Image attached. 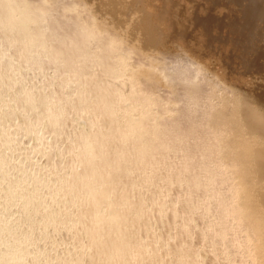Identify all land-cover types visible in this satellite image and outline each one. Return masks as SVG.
I'll use <instances>...</instances> for the list:
<instances>
[{
  "label": "rangeland",
  "instance_id": "rangeland-1",
  "mask_svg": "<svg viewBox=\"0 0 264 264\" xmlns=\"http://www.w3.org/2000/svg\"><path fill=\"white\" fill-rule=\"evenodd\" d=\"M29 1H31L29 4L33 3L29 5L30 7L35 6L33 8L37 10V15L41 9L43 11H40V14L46 12L50 15L46 16L49 17L48 20L43 17L45 15L39 14L43 19L38 21L40 24L43 21L44 29H41L42 24L35 25L37 28L40 27L41 32L47 29L57 30L56 33L61 32L57 35H61V39L63 37L68 39V43L65 38L64 41L69 47L70 42L73 44L71 37L84 27V31L81 30L82 36H85L90 28V35L93 37L88 34L89 40L87 42L84 40L88 45L84 44L83 48V37L81 34H76L79 38L82 37L81 46L80 43L77 44L82 47L83 56L85 53L87 55L84 56L86 58L82 57L84 61L81 60V53L77 49V52L74 51L78 47L73 44L74 53H71L73 47L69 48V53L72 54L69 55V59L61 53L60 60L63 61L56 59V63H51L53 57L48 58L50 48L59 42L57 35L53 36V32L52 34L47 30L46 34L45 32L42 34L39 29H34L35 33L38 31L43 37L46 36L45 39L50 34L53 41V38H56V42H52L54 45H50L51 38L47 39L49 42L45 40L51 47L44 46V40L38 41L39 38H35V43L33 41L30 48L33 45L35 48L38 47L37 51H39L44 47L39 51V55L46 48H48L46 51L50 49L48 53L43 51L48 56L42 52L43 57H41L37 56V53L33 55L37 52L34 51L35 48H32V52L34 51L32 54L28 50L30 48L27 49L28 54L26 51L23 52L22 48L26 45L21 46V44L26 41L24 36L27 33L22 32L21 38L15 36L16 30L19 34L23 28L17 27L12 35L13 31L4 32L2 29L4 25L1 24L3 27L0 25V32L6 34L4 37L0 33L4 40H1L0 36V51L7 52L8 57H12H9L12 61L8 60V57H6L8 61L3 58L2 60L5 59V62L2 61L3 64L6 62L9 64L11 61L12 65L17 64L22 67V70H18L19 73L15 68L14 71L17 73L13 69H9L10 73L5 71L4 73L8 75L7 79L0 80V104L6 109L3 107L0 109V264H88V260L91 263L90 256L94 253L95 247L88 246V234L79 228L83 219L76 214L77 209H81L83 204L72 202L71 195H63L59 189L62 187L60 181L70 175L68 172L74 171L76 166V170H82L81 162L78 164L79 161L73 159L79 151L77 147L75 148V143L78 142L81 134L89 133L95 128L91 127V124L96 122L93 114L98 115L100 119L103 116L97 114L95 107L89 103L90 99L95 100L94 97L99 94L106 95L105 103L114 106L116 104L114 116L119 119L118 122L126 121L128 115L137 118H140L139 116L143 118L145 115L143 120L146 121L144 124L147 130L161 132L162 143L156 144L153 153L157 159L155 169L152 170L150 166L145 169L141 167L138 171L132 170V174L126 173L131 185L134 183L131 187L134 188L132 189L135 193L134 200L137 204L142 203L144 212L141 214L145 217L144 222L141 220L137 222L139 218L137 214L133 212L128 214L126 221L130 224L127 225L129 226L127 231L135 238L138 235L142 236L137 239L132 238L143 239L142 245L146 246V253L155 254L152 258L151 256L148 258L151 261L148 259L146 261L145 257L133 259L132 262L159 264L169 260L168 264H264V230L258 235L249 231L246 220H243L244 214L236 212L241 205L243 208L245 205L255 203L253 206L259 205L261 213L264 214V172L260 170L264 163V139L263 135L249 126V120L245 116L250 108L256 109L263 117L264 123V19L254 16L248 18L245 9H248L250 0H79L80 5L79 1L75 0V6L71 5L73 11L69 6L74 3L72 0H56L57 6L54 0L53 9L56 11L52 10L53 6L50 7L51 10L49 6L46 8L51 13L43 9L47 0H43L44 2L40 0L43 5L40 1V3L36 2L38 0L35 3L34 0ZM25 3L26 6L20 2L21 8L24 6L27 12L33 13L35 9L30 12V7L27 6L26 1ZM59 3L61 6H58ZM63 8L68 10L63 13ZM76 10L79 11L78 18L87 14L85 16L87 18L81 20L86 26L80 23L81 18L75 20ZM68 11L71 14L63 18ZM27 12L25 11L29 14ZM18 13L16 16L21 17ZM2 14L5 15L4 10ZM89 14L94 18L97 16L95 22ZM39 15L35 18H40ZM68 15L72 16V19ZM44 18L50 25L53 18L55 20L60 18V21L57 19L53 22H56L54 23L56 25L59 21L62 25L58 23L53 27L49 25L48 28ZM30 28L33 30L34 27L31 25ZM79 28L81 29L78 32L73 30ZM76 35L73 36V40ZM26 37L28 39L25 43L29 42V37ZM75 41L77 42V38ZM39 42H43L42 46ZM61 45L64 47V44H59ZM67 45L65 47H68ZM18 50H21L23 55L26 53V56L18 58L19 61L15 59V56H19ZM75 53L78 55H74ZM30 55L35 61L31 62ZM65 59L67 61L64 62ZM73 62L75 67L78 65L76 69L79 70L73 69ZM71 64L73 67L70 66ZM110 65H113L114 69H111ZM107 67L111 70L109 71ZM105 68L108 71H103ZM2 69L0 68L1 71ZM122 69L127 70L123 72ZM71 71L80 72L86 78L83 76V79L81 75ZM130 71H134V74L132 75ZM90 76L93 78L90 79ZM79 77L83 81H79ZM96 79H99L98 85L101 83L104 85V90L97 89ZM85 80L88 84L87 82L84 84ZM27 87L32 90V100L41 94L47 102L54 98L60 99V103L65 108L63 119L66 120L61 119L60 122L54 123V126L57 128L59 127L57 125L66 124V129L64 127L54 129L53 125L46 124L45 106L43 107L42 102L38 103L39 97L35 100L37 103L32 110L28 109L29 103L21 105L20 98L28 90ZM80 94H85L87 98L81 104H77ZM142 99L150 101L144 102L141 101ZM142 112L145 114L142 115ZM7 115L11 118L8 119ZM100 119L98 121H101ZM100 124L104 125L102 121ZM134 136L135 134H131L126 140L131 142ZM121 139L125 140L123 136ZM112 143L110 142L105 148V153H110ZM157 150L159 151L156 152ZM242 152L250 153L249 156L253 159L252 165L249 164L251 172L249 170L244 172L243 159L239 160V157H236V154ZM124 160L127 161L123 164L125 167L131 160ZM71 165L72 167L75 165L73 170L70 169ZM188 166L191 167L187 168ZM120 167L115 168L114 171ZM248 172L251 175L246 174ZM95 176L98 179L100 177V175ZM96 177L94 180H97ZM122 188L123 185L119 184L115 189L122 191ZM6 190H13L12 195L16 197L10 200L9 196L6 199V195L4 198L3 195L9 194L8 191L5 193ZM156 194L157 196H154ZM114 195L115 192L110 198H114ZM79 205H82L81 208ZM46 208L50 211H45ZM247 208L246 211L250 209ZM112 210V207H105L104 212H107L105 215L108 216ZM49 216L52 220L48 219ZM141 217L143 218L142 215ZM105 221L106 219L101 226L108 224ZM17 250L21 253H17ZM179 251L184 255L183 259L178 258ZM93 263L100 264L98 261Z\"/></svg>",
  "mask_w": 264,
  "mask_h": 264
},
{
  "label": "bare ground",
  "instance_id": "bare-ground-1",
  "mask_svg": "<svg viewBox=\"0 0 264 264\" xmlns=\"http://www.w3.org/2000/svg\"><path fill=\"white\" fill-rule=\"evenodd\" d=\"M19 1V2H18ZM18 1H16V0H1L0 1V11L2 10V13H3V10H4V14L5 15H3L2 13L0 14L1 16H2V18H1V16H0V25L1 24H3L4 25V27H3V25H1V27H3L2 29H4V32L5 31H7L8 32V30L9 31H15L16 30V28L18 27V28H23L22 29V31H20L19 32V34L17 33L18 31L16 30V33H15V36L16 37H19V38H21L20 36L22 35V32H24V33H27L26 34V36H28L29 37V42H27V43H25L26 41H27V37L26 36H24L25 38H26V41L25 42H23V41H21L22 39H24L23 38V36H22V39H20V42L23 44H21V46H24V45H26V47L24 48H22V50H23V52H25L26 51V53L28 54L29 53V51H31L30 53L32 54V53H34V51L36 50H38V47H33V45L31 46V48H30V45L32 44V42L33 43H35V38L36 39H38V41H43L44 40V42L46 43H44L43 44V42H39L40 43V46H42V44L44 45V46H46V47H51V46H49L48 44H47V42L45 41V40H47L48 38V40H50V38H51V35L53 34V36L55 35H57V34H61V32H55V31H57V30H55L54 31V29H52V31H49V29H47V30H45L43 33L44 34H46V31L47 32H50V33H52V34H50V36L48 35V33H47V38L45 39V37H43V33L41 32V29L43 30L44 29V25L42 24V22H41V24L43 25V26H41L42 28L41 29H39V28H37V26H40L41 24H40V20H41V18H42V16H40V15H45V16H43V17H45V18H47L46 16L47 15H49L48 13L46 14V10H48V9H46L48 6H49V9H50V7H52V10H55V9H53L54 8V4L57 6V2H56V0H55V3H54V0H53V2H51V0L49 1L50 3H54L53 5H48V4H50L49 2H47V1H45L46 2V7L44 6L43 7V9L45 8L46 10H44V12L45 13H43V14H40V11H43L42 9L40 10V9H38V10H40V11H38V15L40 16V18L38 17L37 19L35 18V16L37 17L38 15L36 14V12H37V10L35 9V8H33V7H35V6H29V5H33V3L31 4H29V2H31V1H27V0H25L26 2H27V6L28 7H30L29 8V11L31 12L32 10H34V12L32 13H29V12H27V9H25V8H23L24 6H22V8H21V6H20V2L21 3H24L25 4V6H26V3H25V1H23V0H18ZM35 1L36 0H34L33 2L35 3ZM40 0H38V1H36V2H38V3H40L41 1H43V0H41L40 2H39ZM60 1V0H59ZM74 3L72 4H70V2H69V6H70V9L72 8L71 7V5H74V4H76V1L75 0H72ZM79 1V0H78ZM78 1H77V4H78ZM44 2V1H43ZM43 2H41V4L43 5ZM103 2V1H102ZM117 2V1H116ZM119 2V1H118ZM250 4H249V6L247 5V8L248 9H245V13H246V15L248 16V18H251V17H258V18H260V19H264V2L262 1V0H250ZM37 3V4H38ZM57 3V4H56ZM112 3V2H111ZM23 4V5H24ZM36 4V5H37ZM40 4V7L42 6ZM35 5V4H34ZM45 5V4H44ZM63 5V4H62ZM79 5H80V1H79ZM78 5V6H79ZM82 5V4H81ZM38 6H39V4H38ZM56 6H55V8H56ZM58 6H61V3H59V5ZM65 6H66V4H65ZM65 6H63L64 8H65ZM75 6V5H74ZM73 6V7H74ZM77 6V7H78ZM84 6V5H83ZM27 7V8H28ZM37 7V6H36ZM39 7V8H40ZM82 7V6H81ZM58 8H60V7H58ZM63 8V13L64 12H66L68 9H69V7H68V9H64ZM83 8V7H82ZM81 8V9H82ZM76 9V8H75ZM78 9H80V8H78ZM128 9V8H127ZM51 10V9H50ZM66 10V11H65ZM72 11L74 10V8H72L71 9ZM115 10V9H114ZM25 11L27 12V13H29V14H26L25 13ZM49 11V10H48ZM56 11V10H55ZM61 11V10H60ZM82 11H83V9H82ZM19 12V13H18ZM69 12L70 11H68V13H65L64 14V16H63V18L66 16L67 17V14H69ZM77 12H79V11H77L76 10V14H77ZM17 13H18V15L20 14V16L21 17H17L16 15H17ZM23 13H24V16H23ZM36 15H35V14ZM42 13V12H41ZM49 13H51V11H49ZM59 13V12H58ZM62 13V14H63ZM80 13H81V11H80ZM32 14V15H31ZM53 14H55V12L53 13ZM61 14V13H60ZM61 14V15H62ZM71 14V13H70ZM69 14V15H70ZM75 15V13H72V15ZM34 15V16H33ZM69 15H68V17H69ZM87 14H85V16H86ZM92 15V14H91ZM90 14H89V16L90 17H92ZM50 16V15H49ZM59 16V15H58ZM78 14H77V16H76V19L75 20H79V18H81V17H79L78 18ZM84 16V17H85ZM23 17V18H22ZM55 17V16H54ZM57 17V16H56ZM71 17V19H72V16H70ZM69 17V18H70ZM75 17V16H74ZM84 17H82V18H84ZM89 17V18H90ZM20 18H22V21H21V19ZM44 18V19H45ZM49 18V17H48ZM47 18V19H48ZM69 18L67 19V20H69ZM82 18L80 19V21L82 20ZM85 18H87V17H85ZM88 18V19H89ZM94 17H92V19H93ZM95 18L97 19V16H95ZM93 19L94 20V22H95V20L96 19ZM100 18H102L101 16H100ZM147 18V17H146ZM149 18V17H148ZM40 19V20H39ZM43 19V18H42ZM58 19V18H57ZM56 19V20H57ZM62 19V18H61ZM87 19V20H88ZM91 19V20H92ZM39 20V21H38ZM48 20H50V19H48ZM48 20H47V22H46V19H45V21H44V23L45 24H48L49 22H48ZM53 21H56L54 18L52 19ZM59 21H60V18L58 19ZM66 20V19H65ZM85 20V19H84ZM100 20V19H99ZM99 20H98V23H99ZM250 20V19H249ZM53 21H51L52 22V25H50V24H48V28H49V25L50 26H52L53 27V25L54 26H56V25H58V23H59V21L57 22V24L55 25L54 23H56V22H53ZM86 21V20H85ZM145 21V20H144ZM35 22V23H34ZM39 22V23H38ZM50 22V23H51ZM64 22V21H63ZM78 22V21H77ZM91 22V21H90ZM31 23H33V24H31ZM82 25H84L85 23L84 22H80ZM84 23V24H83ZM87 23V22H86ZM98 23H97V25H98ZM29 24H31L32 25V27H34L33 28V30H32V28H30L31 27V25H29ZM37 26H36V25ZM40 24V25H39ZM59 24H61V23H59ZM76 24V23H75ZM79 24V23H78ZM90 24V23H89ZM102 24V23H101ZM100 24V25H101ZM150 24H151V22H150ZM24 27H23V26ZM62 25V24H61ZM73 25V24H72ZM71 25V26H72ZM95 25H96V23H95ZM94 25V26H95ZM78 26V25H77ZM85 26H86V24H85ZM26 27V28H25ZM29 27V28H28ZM46 27H47V25H46ZM57 27H59V26H57ZM56 27V28H57ZM81 27V26H80ZM83 27V26H82ZM81 27V28H82ZM90 27H91V25H90ZM101 27V26H100ZM99 27V28H100ZM17 28V29H18ZM28 28V29H27ZM35 28H37V29H39V32L40 33H42V34H40L38 31H36V33H35ZM60 28V27H59ZM62 28V27H61ZM77 28V27H76ZM81 28H79V29H73V30H75L76 32H78V30H80ZM85 28V27H84ZM83 28V29H84ZM31 29V31H29ZM65 30H66V28H64ZM83 29H81V30H83ZM87 29V28H86ZM86 29H85V31H86ZM90 29V28H89ZM89 29L87 30V32H86V34H85V36L83 35L82 36V33H83V31H81L80 30V32H78V33H76V34H81V36L83 37V41L85 40L86 42H87V40H89V38H88V36L91 34V31H89ZM92 29H93V27H92ZM97 29V28H96ZM72 30V31H73ZM14 31L12 32V35H14L13 33H14ZM99 31V30H98ZM97 31V32H98ZM3 32V31H2ZM6 32V33H7ZM31 32H33V33H31ZM38 32V33H37ZM90 32V33H89ZM1 33V32H0ZM35 33V34H34ZM56 33V34H55ZM64 33V32H63ZM66 33H68V30H67V32ZM95 33V32H94ZM1 34H3L4 35V37L6 36V34H4V33H1ZM0 34V36L2 37V35ZM8 34H10V32L8 33ZM34 34V35H33ZM38 35V37H37V35ZM71 34V30L69 31V35ZM76 34H74V35H76ZM89 34V35H88ZM99 34V33H98ZM17 35H19V36H17ZM25 35V34H24ZM67 36L66 37H69L68 36V34H66ZM73 35V36H74ZM14 36V37H15ZM36 36V37H35ZM41 38H40V37ZM59 35H57L56 37H57V40L59 41V42H56L55 41V39L56 38H53L54 39V41L52 40V38H51V40H50V43H52V42H56L57 44L56 45H54V43H52V44H50V45H54V46H52L48 51H49V56L50 57H48V58H51L52 59V57H53V62H51V63H56L57 61H56V59H58V61H63V60H60L62 57H61V53H63L62 55L66 58H70V56L69 55H71L72 56V54L74 53V51H76L77 52V50H78V52L79 53H81V60L82 61H84L83 59H82V57H84V56H87V55H85L84 54V56H83V54H82V47L84 46V44L86 43L85 41L84 42H80V40L82 41V37L81 38H79L77 35L75 36V40H76V38H77V42L75 41V40H73L74 38H73V36L71 37V35H70V37H71V39H72V41H73V44H75V47H78V48H75V50L73 51V49H74V45L70 42V47L67 45V44H65V41L67 42L68 41V39H66L65 37H63V39H61L62 37H61V35L59 36L60 37V39H59V37H58ZM63 36V35H62ZM0 37V38H1ZM9 37V36H8ZM70 37H69V40H70ZM85 37H87L86 39H85ZM90 37L92 38L93 36H91L90 35ZM11 38H12V36H11ZM10 38V39H11ZM42 38H44V39H42ZM64 38L66 39L65 41H64ZM78 38H79V41H78ZM4 39H6V38H4ZM18 39V38H17ZM34 39V40H33ZM1 40H3V37H2V39ZM14 40H15V42H16V38H14ZM14 40H12V42L14 41ZM47 40V41H48ZM62 40V41H61ZM149 40V39H148ZM4 41V40H3ZM75 41V42H74ZM94 41V40H93ZM1 42V41H0ZM11 42V43H12ZM19 42V43H20ZM49 42V41H48ZM64 42V43H63ZM69 42V41H68ZM67 42V43H68ZM38 43V44H39ZM64 44L63 46L65 47V45H67L68 47H62V45L61 46H59V44ZM81 46V44H82V47H80L78 44ZM149 43V42H148ZM13 44V43H12ZM15 44V43H14ZM13 44V45H14ZM38 44H35V45H38ZM73 46H72V45ZM76 44L78 45V46H76ZM92 44V43H91ZM11 45V44H10ZM34 45V46H35ZM48 45V46H47ZM85 45H88V44H85ZM57 46H59V47H57ZM71 47H73L72 48V50H71V53L72 54H70L69 52H70V50H69V48H71ZM85 47V46H84ZM83 47V48H84ZM108 47H110V46H108ZM28 48H30V49H28ZM32 48H35L34 49V51L32 52ZM44 47H42L41 48V50L43 49ZM53 48V49H52ZM68 48V50H66L68 53H66V51L64 50V49H67ZM80 48H81V51H80ZM29 51H28V50ZM48 48H46V50H47ZM77 49V50H76ZM108 49V48H107ZM40 49H39V51H41ZM46 50H43V51H46ZM62 50H63V52H62ZM84 50V49H83ZM116 50H118V49H116ZM18 51H20L21 52V50H18ZM39 51H37V52H35L33 55L35 56V54L37 53V56H41V57H43L42 56V52H41V55H39L38 53H39ZM48 51H46L47 53H48ZM64 51H65V53H66V55H65V53H64ZM73 51V52H72ZM85 51H86V49H85ZM84 51V52H85ZM102 51V50H101ZM108 51V50H107ZM111 51V50H110ZM120 51V50H119ZM125 51V50H124ZM18 53L17 55H19L18 57L17 56H15L16 58L15 59H17V61H19L18 60V58L20 59V58H22V57H24V56H26V53H25V55H23V52H21V53ZM45 52V53H46ZM83 52V53H84ZM116 52V51H115ZM44 53V52H43ZM44 53V54H45ZM46 53V54H47ZM117 53V52H116ZM96 54V53H95ZM99 54H101V52L99 53ZM106 54V53H105ZM122 54V53H121ZM7 55V56H6ZM23 55V56H22ZM74 55H78V53H75ZM107 55V54H106ZM112 55V54H111ZM126 55V54H125ZM31 56V55H30ZM47 56H48V54H47ZM110 56V55H109ZM6 57H8V54H7V52L5 53V52H3V51H0V68L2 69L3 67L5 68H3L2 69V71L0 72V80L2 79H7V74H5L4 72L6 71V73L8 72V73H10L9 72V69H13V71H14V68H15V70L17 69V72L19 73V71L18 70H22V67L20 66V65H12L11 64V59L10 58H12V57H8L9 59L8 60H11V61H9V64H7V62H6V64H3V62H5V61H8L7 59H6ZM14 57V56H13ZM28 57V56H27ZM26 57V58H27ZM32 57V56H31ZM64 57H63V59H64ZM88 57H89V55H88ZM102 57V56H101ZM104 57H107V56H104ZM118 57H119V53H118ZM118 57H116V59H119ZM3 58H5L4 60H2ZM68 58V59H69ZM73 58H75V56L73 57ZM76 58H78V57H76ZM84 58H86V57H84ZM103 58V57H102ZM110 58H112V56L110 57ZM128 58V57H127ZM31 59V58H30ZM29 59V60H30ZM88 59V58H87ZM121 59V58H120ZM125 59V58H124ZM51 60V61H52ZM54 60H55V62H54ZM80 60V59H79ZM121 60H123V58L121 59ZM3 61V62H2ZM28 61V60H27ZM32 61H35V58L34 57H32V59H31V62ZM37 61V60H36ZM65 61H67V59H65L64 60V62ZM78 61V60H77ZM111 61V60H110ZM115 61H117V60H115ZM124 61V60H123ZM122 61V64L124 63ZM30 62V63H31ZM37 62H39V61H37ZM79 62V61H78ZM77 62V63H78ZM114 62V61H113ZM13 63V62H12ZM14 63H16V62H14ZM29 63V64H30ZM100 63V62H99ZM119 63V62H118ZM121 63V62H120ZM2 64H3V66H2ZM19 64H21V63H19ZM31 64H34V63H31ZM73 64H74V62H73ZM9 65V66H8ZM22 65V64H21ZM81 65H82V63H81ZM102 65V64H101ZM116 65H117V63H116ZM121 65V64H120ZM2 66V67H1ZM25 66V65H24ZM27 66V65H26ZM37 66V65H36ZM70 66H72V64L70 65ZM78 66V65H77ZM76 66V67H77ZM98 66V65H97ZM107 66V65H106ZM113 65H110L109 67L111 68V69H114V66L112 67ZM126 66H127V64H126ZM73 67V66H72ZM71 67V68H72ZM76 67H75V64H74V67H73V69L75 68L76 69ZM95 67V66H94ZM102 67V66H101ZM129 67V66H128ZM127 67V68H128ZM29 68V67H28ZM30 68H31V65H30ZM97 68V67H96ZM132 68V67H131ZM74 69V70H75ZM78 70H79V68H77ZM76 69V70H77ZM84 69V68H83ZM92 69V68H91ZM93 69H95V68H93ZM99 69H101V68H99ZM103 69V68H102ZM107 69H109L108 67H107ZM111 69H109V71L111 70ZM121 69V68H120ZM123 69H124V65H123ZM123 69L121 70V71H123ZM136 69H138V68H136ZM4 70V71H3ZM70 70V69H69ZM125 70H127V69H125ZM124 70V71H125ZM129 70H131L130 68H129ZM132 70H134V69H132ZM80 71H82V70H80ZM84 71V70H83ZM89 71V70H88ZM96 71V70H95ZM100 71V70H99ZM103 71H108V70H106V68H105V70H103ZM123 71V72H124ZM14 72H16V71H14ZM16 72V73H17ZM21 72V71H20ZM75 73L76 71H71V73ZM131 72V71H130ZM129 72V73H130ZM134 71H132L131 72V74L133 75L134 73H133ZM77 74H79V75H81V73L80 72H76ZM90 73V72H89ZM135 73H136V70H135ZM95 74V73H94ZM138 74V73H137ZM73 74H71V76H72ZM79 75H77V77L79 76ZM76 76V75H75ZM82 76V78L84 79V77L86 78V76H84V75H81ZM80 76V77H81ZM84 76V77H83ZM70 77V76H69ZM80 77H79V79H80ZM89 76H87V79L89 80V78H88ZM132 77V76H131ZM134 77V76H133ZM73 77H71V79H72ZM80 79L79 81H83V79ZM93 78V77H92ZM91 78V76H90V79H92ZM99 78V77H98ZM135 78H137V77H135ZM67 79V78H66ZM75 79V78H74ZM76 79H78V78H76ZM86 79V80H87ZM120 79V78H119ZM64 80V79H63ZM85 80V83L84 84H86V82L88 81H86ZM121 80V79H120ZM132 80V78L130 79V81ZM124 81V80H123ZM123 81H120V82H123ZM67 82V81H66ZM89 82V81H88ZM88 82H87V84H88ZM95 82H97L96 83V86L100 83L99 82V79H96V81ZM99 82V83H98ZM1 83V82H0ZM64 83H65V81H64ZM102 84V83H101ZM98 85V88L97 89H99V90H104V85L102 84V85ZM123 84V83H122ZM1 85H4V84H1ZM67 85V84H66ZM65 85V86H66ZM104 87V88H103ZM6 88V87H5ZM28 88V87H27ZM7 89V88H6ZM5 89V90H6ZM99 90H97V91H99ZM106 90V89H105ZM134 90V89H133ZM141 90V89H140ZM32 91V90H31ZM30 90H29V88H28V90H26V92L24 93V96H22V98H20L21 99V105H23V104H25V103H29L28 104V109H34L35 108V106H36V104L35 103H37V102H35V100L38 98L39 100H37L38 101V103L39 102H42V104H43V107L45 108V111H46V118H45V121H46V124L48 123V125L50 124V125H55L54 123H56L57 121L58 122H60L61 121V119H62V121H65L64 119H63V117H64V113H65V110H63V109H65L63 106V104L62 103H60V99H58V98H54V100H52V101H48L47 102V100L45 101V97L44 96H42L43 94H41V96L39 95L36 99H33L32 100V92H31ZM107 91V90H106ZM132 91V90H131ZM84 92H86V91H84ZM87 93V92H86ZM139 93V92H138ZM137 94V93H136ZM135 94V95H136ZM120 95H123V94H120ZM98 96V97H97ZM96 97H94L95 98V100H91L93 103H94V105L90 102V100H89V103L92 105V106H94L95 108L94 109H96V113L97 114H101V115H103V116H101V119H100V117L98 116V115H95V114H93L94 115V119L96 120V122L94 121L92 124H91V127L93 128V127H95L94 129H91L90 130V132L89 133H85V134H81V136H80V138H79V140H78V142L77 143H75L76 145H75V148L77 147L78 148V150L79 151H77V153L75 154V156L73 157V159H74V161H79V163L78 164H80V162H81V164L80 165H82L83 167H82V170H76V167H75V165L72 167V165H71V168L70 169H72V168H74L75 167V170L74 171H72V172H68V174H70L68 177H66V178H63V180H61L60 182H61V185H62V187L59 189V187L57 188V189H59V190H61L62 191V194L63 195H71V199H72V202H78V203H81V204H83V206H82V208H81V206H80V208L81 209H77V211L78 212H76V214L80 217V219H83L82 220V224H81V222H79V224L78 225H80L81 224V226L79 227V228H81V229H83L84 231H85V233H87L88 234V237H89V245L88 246H92V247H95V251H94V249H93V251H94V253H91V258H90V261H91V263L92 264H97V263H93V262H95V261H98V262H100V264L102 263V264H134L133 262H132V260L133 259H144L145 257H146V261H147V259L151 256V258H152V255L153 254H148V253H146V246H144V245H142V240L143 239H138V240H133V238L132 237H134V239H137V238H141L138 234V236H137V238H135V236H131V233L130 232H128L127 230H128V227L129 226H127L128 224H130V222L129 223H127V216H128V214H132V212H133V214L135 213V214H137V216L139 217L138 218V221L137 222H140L139 220H141V222L145 219V217H144V215L143 214H141V213H143L144 211H143V209H142V203H141V205H140V202L137 204L136 202L137 201H135L134 200V198H135V196H133V194L135 195V193H133L132 192V189H134V188H131L132 186H133V184L131 185V182H129L128 181V179L129 178H127V174H129V172L131 173V171L133 170H135V169H137L136 171H138V169L139 168H141V167H144V169H145V167H149L150 166V168H152V170L153 169H155L154 167H156V163H157V159H155V155H153V153H155V151H154V149H155V147L157 146L156 144L158 143V142H160L161 141V135H160V133H158L157 132V130L156 131H153V132H151L150 130V132L147 130V128H146V126H145V122L146 121H144L143 119L145 118V115H144V117L142 118L141 116H139L140 118H137V116L136 117H134V116H131V115H128V116H126L127 118H125L126 119V121L124 120L123 121V123H122V121H120V122H118V120L119 119H117V117H115L114 116V114H116L115 112H116V108H115V106H116V104H115V106H114V104L113 105H110V104H108V103H105V99H106V95H97ZM139 95H137V97H138ZM121 97V96H120ZM136 97V98H137ZM143 97V96H142ZM141 97V98H142ZM146 97V96H145ZM144 97V98H145ZM86 95L85 94H80V97H78V101L76 102L77 104H81V102L83 101V100H86ZM93 98V99H94ZM119 98V97H118ZM146 98H148V97H146ZM138 99V98H137ZM151 99V98H150ZM134 100V99H133ZM132 100V101H133ZM136 100V99H135ZM134 100V101H135ZM149 99H145V101H148ZM137 101V100H136ZM141 101H144V99H142ZM140 101V103H143V102H141ZM144 101V102H145ZM150 101V100H149ZM1 102V101H0ZM45 102V103H44ZM18 104H19V102H17ZM132 103V102H131ZM148 103V102H147ZM35 104V105H34ZM41 104V103H40ZM46 104V105H45ZM89 104V105H90ZM137 104H139V103H136V105ZM151 103H149V105H150ZM5 105V104H4ZM12 105V104H11ZM143 105V104H142ZM6 106V105H5ZM140 106V105H139ZM146 106V105H145ZM2 107H3V105H1L0 104V109H2ZM6 107H8V105L6 106ZM11 107H13V105L11 106ZM11 107H10V109H11ZM132 107V106H131ZM136 107V106H135ZM147 107V106H146ZM4 109H5V107H3ZM44 108H43V110H44ZM134 108V107H133ZM231 108V107H230ZM9 109V110H10ZM14 109V108H13ZM12 109V110H13ZM136 109H138V108H136ZM146 109V108H145ZM6 110V109H5ZM4 110V111H5ZM8 110V109H7ZM67 110V109H66ZM143 110H144V108H143ZM245 110V109H244ZM29 111V110H28ZM68 111V110H67ZM66 111V113H68ZM144 111H146V110H144ZM143 111V112H144ZM95 112V111H94ZM93 112V113H94ZM139 112V111H138ZM141 112V111H140ZM142 112V115L143 114H145V113H143ZM221 112V111H220ZM229 112V111H228ZM21 113V112H20ZM127 114V113H126ZM129 114V113H128ZM139 114V113H138ZM223 114V113H222ZM233 114V113H232ZM244 114H245V111H244ZM11 115V114H10ZM13 115V114H12ZM92 115V116H93ZM133 115V114H132ZM140 115H141V113H140ZM228 115V114H227ZM8 116V115H7ZM68 116V115H67ZM66 116V117H67ZM99 118H98V117ZM125 116V115H124ZM220 116V115H219ZM225 116V115H224ZM246 117H247V119L249 120V123H250V125L249 126H251V128H253V130L256 132V131H258L257 133L258 134H260V135H263V139H264V123H263V117L261 116V114L256 110V109H254L253 110V108L251 109L250 108V110H248L247 111V115H245ZM4 117H6V116H4ZM3 117V118H4ZM14 117V116H13ZM103 117V118H102ZM147 117V116H146ZM218 117V116H217ZM223 117V116H222ZM227 117H229V116H227ZM232 117H233V115H232ZM7 118V117H6ZM9 118H11V116H8V119ZM65 118V117H64ZM97 118V119H96ZM226 118V117H225ZM224 118V119H225ZM230 118H231V116H230ZM230 118H228V119H230ZM24 119V118H23ZM68 119V118H67ZM101 120L102 121V124H104V125H99V123L101 122V121H98V120ZM120 119H122V118H120ZM123 119H124V117H123ZM144 121H142V120ZM227 119V118H226ZM235 119V118H234ZM60 120V121H59ZM232 120V119H231ZM104 121V122H103ZM236 121V120H235ZM235 121H234V123H235ZM150 120H149V124H150ZM229 122V121H228ZM63 123H65V122H63ZM67 123V122H66ZM145 123V124H144ZM148 123V122H147ZM59 124H61V123H59ZM232 124H233V122H232ZM64 125V124H63ZM234 125V124H233ZM248 125V124H247ZM57 126H59V127H55L54 129H58V128H61V127H64V129H66L65 128V126H67L66 124L64 125V126H62V124H61V126L60 125H57ZM239 127V126H238ZM90 129V128H89ZM167 129V128H166ZM240 129V128H239ZM165 130V129H164ZM188 130V129H187ZM236 130V129H235ZM149 133H148V132ZM159 131V130H158ZM237 131V130H236ZM243 131V130H242ZM168 132H170V131H168ZM167 132V133H168ZM239 132H240V130H239ZM164 133H166V132H164ZM131 134H135V136H134V138L133 139H131L132 141L131 142H128V140H126V139H128V137L131 135ZM147 134H149V135H147ZM236 134V133H235ZM100 135H102V136H100ZM147 135V136H146ZM240 135V134H239ZM245 135V134H244ZM124 137L125 138V140H120V138L121 137ZM145 136H146V138H145ZM165 136V135H164ZM241 136V135H240ZM239 136V137H240ZM127 137V138H126ZM241 137H243V135L241 136ZM238 139V138H237ZM165 140V139H164ZM241 140V139H240ZM243 140V139H242ZM241 140V141H242ZM119 141V142H118ZM166 141V140H165ZM164 141V142H165ZM244 141V140H243ZM112 143V148H111V151H110V153H105V148H107V146H108V144L109 143ZM167 142V141H166ZM208 142V141H207ZM245 142H247V141H245ZM244 142V143H245ZM160 143H162V142H160ZM248 143V142H247ZM168 144V143H167ZM204 144V143H203ZM207 144H209V143H207ZM212 144V143H211ZM210 144V145H211ZM163 145V144H162ZM215 145V144H214ZM216 147H217V145H216ZM220 147V146H219ZM208 148V147H207ZM73 149V148H72ZM246 149V148H245ZM262 149H263V147H262ZM76 150V149H75ZM206 150V149H205ZM159 150H157L156 152H158ZM247 151L248 152H250L248 149H247ZM148 153V154H147ZM144 154L146 155V156H144ZM250 155V153H247V152H242L241 154H239V155H237L236 154V157H239V160H241V159H243L242 160V164H244V168H243V170H244V172H245V170H249V168L251 167L249 164H251V160H253V159H251V157L249 156ZM124 159H126V160H131L130 162H131V164H130V162H129V164L127 163V166H123V164H125L124 162H127V161H125ZM181 161H183V160H181ZM185 162V161H184ZM241 162V161H240ZM183 163V162H182ZM185 164V163H184ZM190 164V163H189ZM77 165V164H76ZM252 165V164H251ZM119 166H121L120 168H118L116 171H114V169L115 168H117V167H119ZM158 166V165H157ZM185 166H187V164L185 165ZM250 166V167H249ZM80 167V166H79ZM189 167H191V166H188L187 168H189ZM181 168V167H180ZM185 168V167H184ZM70 169H68L69 171H70ZM81 169V168H80ZM67 170V171H68ZM73 170V169H72ZM141 170V169H140ZM158 170V169H157ZM179 169H177V171H178ZM184 169H182V171H183ZM242 170V171H243ZM251 170V169H250ZM249 170V171H250ZM260 170L262 171V172H264L263 170H264V163L261 165V167H260ZM148 172V171H147ZM251 172V171H250ZM127 173V174H126ZM139 173V172H138ZM145 173H146V171H145ZM153 173V172H152ZM154 173H156V172H154ZM167 173V172H166ZM174 173H175V171H174ZM179 173V172H178ZM181 173V172H180ZM243 173V172H242ZM67 174V175H68ZM132 174V173H131ZM140 174V173H139ZM147 174V173H146ZM246 174H249V172L248 173H246ZM95 175H100V177H99V179L95 176ZM133 175H135V174H133ZM137 175V174H136ZM142 175V174H141ZM148 175V174H147ZM167 175V174H166ZM182 175V174H181ZM196 175V174H195ZM249 175H251V174H249ZM96 177V179L97 180H94V178ZM129 176V175H128ZM163 176H165V175H163ZM178 176H180L179 174H178ZM177 176V177H178ZM134 177H136V176H134ZM139 177V176H138ZM141 177V176H140ZM144 177V176H143ZM147 177V176H146ZM59 178V177H58ZM127 178V179H126ZM132 178H133V176H132ZM131 178V179H132ZM142 178V177H141ZM168 178V177H167ZM179 178V177H178ZM251 178V177H250ZM250 178H248V179H250ZM6 179V178H5ZM130 179V181H132ZM136 179V178H135ZM59 180H60V178H59ZM247 180V179H246ZM178 181H179V179H178ZM198 181V180H197ZM134 182H136L137 183V181H134ZM116 184H117V186H119V184L121 185H123V188H122V191H117V189H115L117 186H116ZM199 184V183H198ZM116 186V187H115ZM12 187V186H11ZM120 187H122V186H120ZM136 187V186H135ZM137 188V187H136ZM247 188H248V186H247ZM252 188V187H251ZM10 188H8V190H9ZM119 189V188H118ZM8 190H6L5 191V193H7V191ZM120 190H121V188H120ZM249 190H250V188H249ZM16 191V190H15ZM139 191V190H138ZM9 192V194H5V195H3L4 196V198H5V196H6V199H7V197L9 196V199L10 200H13V198L14 197H16V195L15 196H13L12 195V193H14L13 192V190H11V191H8ZM113 192H115V197L112 199V198H110V195H112V193ZM151 192V191H150ZM157 193V192H156ZM245 193H246V191H245ZM249 194H250V192H248ZM39 194V193H38ZM52 194V193H51ZM137 194H139V193H137ZM137 194H136V196H137ZM143 194V193H142ZM141 194V195H142ZM149 194V193H148ZM153 195V194H152ZM248 195V194H247ZM37 196H39V195H37ZM154 196H157V194L156 195H154ZM153 196V197H154ZM249 196V195H248ZM50 197V196H49ZM160 197V196H159ZM138 198V197H137ZM142 198V197H141ZM246 198H247V196H246ZM27 199H29V197H27ZM138 199H140V198H138ZM152 200H154V199H152ZM156 200V199H155ZM219 201H220V199H218ZM252 200H250V202H251ZM253 201H255V200H253ZM29 202H31V201H29ZM154 202V201H153ZM246 202V201H245ZM249 202V203H250ZM256 202V201H255ZM258 202V201H257ZM256 202V203H257ZM261 202V201H260ZM259 202V203H260ZM160 203H162V202H160ZM160 203H158V204H160ZM244 203V202H243ZM155 204V203H154ZM247 204V203H246ZM255 203H253L252 205L251 204H249V206L247 205H245L243 208L240 206L238 209L239 210H236V212L237 211H239L240 213H243L244 215V218H243V220H246V223H247V228L249 229V231L251 230L252 232H254L256 235H258L259 233H261L263 230H264V226H262V225H264V214H263V212L261 213V208H260V206L258 205V207L260 208H258L256 205L255 206H253ZM262 204V203H261ZM120 205V206H119ZM145 204H143V206H144ZM141 206V207H140ZM146 207H147V205H145ZM105 207H107V208H110V207H112L113 208V210L109 213V215L108 216H106L105 214L107 213H105L104 212V209H105ZM160 207V206H159ZM161 207H163L162 206V204H161ZM250 208V209H248V208ZM264 207V206H263ZM43 208V207H42ZM145 208V207H144ZM186 208H187V206H186ZM229 208H230V206H229ZM248 209L247 211L245 210V209ZM147 209V208H146ZM153 210V209H152ZM157 210V209H156ZM158 210H159V208H158ZM160 210H163V209H160ZM36 211H37V209H36ZM36 211H34L35 213H36ZM45 211H50L49 209H45ZM106 211V210H105ZM189 211V210H188ZM233 211H235V210H233ZM156 212V211H155ZM160 212V211H159ZM50 213V212H49ZM153 213V212H152ZM202 214V213H201ZM235 214V213H234ZM239 214V213H238ZM141 215L143 216V218L141 217ZM237 215V214H236ZM203 216V215H202ZM206 216V215H205ZM210 216V215H209ZM77 216H75V218H76ZM204 217V216H203ZM205 218V217H204ZM48 219H50V216H49V218ZM106 219V223H108L107 225H105V226H101V224L103 223V221ZM147 219V218H146ZM190 219V218H189ZM209 219V218H208ZM50 220H52V219H50ZM79 220V219H78ZM80 221V220H79ZM147 221H149V219H147ZM136 222V221H135ZM136 222V223H137ZM144 222V221H143ZM245 222V221H244ZM133 224H134V222H133ZM132 225V224H131ZM183 225V224H182ZM224 226V225H223ZM78 227V226H77ZM146 227H149V226H147L146 225ZM130 229V228H129ZM214 230V229H213ZM130 231V230H129ZM148 231V230H147ZM150 231V230H149ZM144 232V231H143ZM248 232V231H247ZM264 232V231H263ZM225 233V232H224ZM221 234V233H220ZM143 235H144V233H143ZM151 235V234H150ZM155 235V234H154ZM146 236V235H145ZM263 237V236H262ZM261 237V238H262ZM257 238V237H256ZM250 239H251V237H250ZM255 240V239H254ZM257 240V239H256ZM262 240V239H261ZM178 241H180V240H178ZM256 242H258V241H256ZM250 243V242H249ZM175 244H176V242H175ZM180 244H182V243H180ZM180 244H179V246H180ZM176 246V245H175ZM179 246H177V247H179ZM177 247H174V248H177ZM255 247V246H254ZM180 248V247H179ZM185 248H186V246H185ZM181 249V248H180ZM188 249V248H187ZM175 250V249H174ZM177 250L178 249H176V252H177ZM190 250V249H189ZM261 250V249H260ZM171 251H173V250H171ZM181 251V250H180ZM180 251H179V253H178V255H177V253H176V255L178 256V258H180V257H184V255H182V253H180ZM17 253H21V251H19V250H17L16 251ZM147 252H148V249H147ZM150 252V251H149ZM248 252V251H247ZM250 252V251H249ZM153 253V252H152ZM184 253V252H183ZM251 253V252H250ZM155 255V254H154ZM153 255V256H154ZM248 255V254H247ZM250 255V254H249ZM248 255V256H249ZM160 256H162V255H160ZM255 256V255H254ZM262 256V255H261ZM260 256V257H261ZM21 257V256H20ZM74 257V256H73ZM165 257V256H164ZM163 257V258H164ZM183 257H182V259H183ZM75 258V257H74ZM76 258H79V257H76ZM166 258V257H165ZM254 258V257H253ZM256 259V258H255ZM148 260H150L151 261V259H148ZM149 261V262H150ZM154 261V260H153ZM167 261V260H166ZM169 261V260H168ZM168 261L167 262H164L163 261V263H159V264H168ZM184 261H185V259H184ZM86 262H87V260H86ZM139 262H140V260H139ZM139 262H136V263H139ZM161 262V261H160ZM212 262H214V261H212ZM262 262V261H261ZM91 263H89V260H88V264H91ZM153 263V262H152ZM258 263V262H257ZM87 264V263H86ZM140 264V263H139ZM143 264V263H142ZM259 264V263H258Z\"/></svg>",
  "mask_w": 264,
  "mask_h": 264
}]
</instances>
